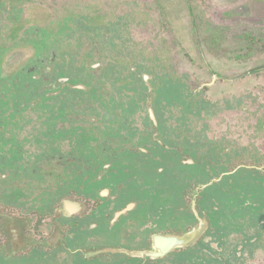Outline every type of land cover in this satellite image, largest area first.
I'll use <instances>...</instances> for the list:
<instances>
[{
	"label": "rangeland",
	"instance_id": "rangeland-1",
	"mask_svg": "<svg viewBox=\"0 0 264 264\" xmlns=\"http://www.w3.org/2000/svg\"><path fill=\"white\" fill-rule=\"evenodd\" d=\"M0 264H264V0H0Z\"/></svg>",
	"mask_w": 264,
	"mask_h": 264
},
{
	"label": "flooded vegetation",
	"instance_id": "flooded-vegetation-1",
	"mask_svg": "<svg viewBox=\"0 0 264 264\" xmlns=\"http://www.w3.org/2000/svg\"><path fill=\"white\" fill-rule=\"evenodd\" d=\"M206 224L204 222L201 223H195L193 225V227L185 232V233H181V231L179 232H170L168 234H163V235H155L152 236L151 239V249H143V250H132L131 252H128L129 256H126V260H129L131 258L135 259V261H138L136 259H140V257H143L144 255H147L153 259H158V257L162 254H166L170 251H172V249H175L177 247H181L183 244H192L194 245V243H197V239L199 238V236L201 235V233L204 231ZM197 229L199 232L196 236V238L192 241V242H187L184 236H179L178 234L181 235H185L190 233L192 230ZM63 240V236H51V240L50 241H54L57 244H59V242ZM197 241V242H196ZM61 247V246H60ZM192 247V246H189ZM95 248V247H94ZM153 249V250H152ZM156 249V251H154ZM184 249L186 248H182V251H184ZM150 259V258H149Z\"/></svg>",
	"mask_w": 264,
	"mask_h": 264
},
{
	"label": "bare ground",
	"instance_id": "bare-ground-1",
	"mask_svg": "<svg viewBox=\"0 0 264 264\" xmlns=\"http://www.w3.org/2000/svg\"><path fill=\"white\" fill-rule=\"evenodd\" d=\"M198 232L199 231L197 229H195V230H192L188 234H185V235L178 234V235L179 236H184L187 242H192L196 238Z\"/></svg>",
	"mask_w": 264,
	"mask_h": 264
}]
</instances>
